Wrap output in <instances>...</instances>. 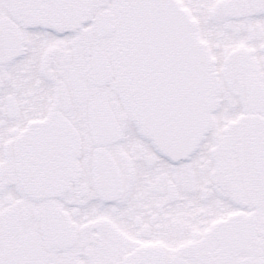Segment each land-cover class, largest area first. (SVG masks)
<instances>
[{
	"label": "snow or ice",
	"instance_id": "obj_1",
	"mask_svg": "<svg viewBox=\"0 0 264 264\" xmlns=\"http://www.w3.org/2000/svg\"><path fill=\"white\" fill-rule=\"evenodd\" d=\"M0 264H264V0H0Z\"/></svg>",
	"mask_w": 264,
	"mask_h": 264
}]
</instances>
